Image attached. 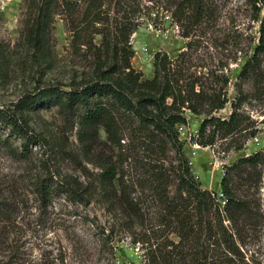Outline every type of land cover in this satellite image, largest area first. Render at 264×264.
<instances>
[{
	"label": "trees",
	"instance_id": "1",
	"mask_svg": "<svg viewBox=\"0 0 264 264\" xmlns=\"http://www.w3.org/2000/svg\"><path fill=\"white\" fill-rule=\"evenodd\" d=\"M76 1L85 4L86 20H99L103 7L113 15L101 41L104 55L96 56L93 76L69 90L49 87L25 94L12 110H0V123L26 139V148L32 137L24 124H16L25 122L23 113L58 106L75 117L87 138L101 128L112 145L121 146L122 134L129 133L128 147L135 154L129 157L126 172L104 163L96 185L73 184L71 190L55 185L42 190V200L58 194V189L80 203L98 199L111 220L107 228L89 221L100 230L99 245L112 248V237L122 234L140 252L142 264H262L254 246L264 213L251 191L259 193L264 180V147L224 165L216 193L202 188L195 177L178 129L187 127L186 111L202 116L191 140L222 157L256 137L257 130H250L254 121L241 107L249 98L243 85L264 82V0H244L250 19L258 23V39L237 75L227 118L215 114L228 103V77L223 69L195 66L191 41L175 59L155 53L149 79L131 66L129 38L140 26L137 16H147L156 25L151 10L161 9L181 36L191 40L206 34L216 21L214 0H27L25 38L42 58L48 57L53 16L61 7L71 10ZM226 141L222 147L220 143Z\"/></svg>",
	"mask_w": 264,
	"mask_h": 264
},
{
	"label": "rangeland",
	"instance_id": "2",
	"mask_svg": "<svg viewBox=\"0 0 264 264\" xmlns=\"http://www.w3.org/2000/svg\"><path fill=\"white\" fill-rule=\"evenodd\" d=\"M214 1L216 21L206 34L191 40L181 36L182 31L161 9L151 10L150 18L156 25L147 16H137L140 26L129 38L134 54L131 66L149 79L155 53L175 59L191 41L195 66L223 69L228 77V103L215 114L227 118L236 96L237 75L258 39V23L250 19L244 0ZM27 6V0H0V110H12L22 96L45 88L78 87L93 76L96 56L104 55L101 41L113 16L106 14V7L95 21L84 18L83 2H73L71 10L61 7L53 16L48 57L42 58L25 38ZM255 84L243 85L249 98L241 111L254 121L250 130H257V141L248 139L241 150L230 148L225 157L194 144L191 136L203 117L185 112L187 127L180 137L202 188L219 193L222 167L264 147V82ZM23 121L16 124H24L27 136L32 137L26 148V139L0 123V264H142L140 252L122 234L112 237V248L99 245L100 230L89 221L107 228L111 220L98 199L80 203L61 189L48 200L41 198L42 190L55 185L68 190L73 184L79 188L96 185L104 163L128 171L129 157L135 154L128 147L132 144L129 133L122 134L121 146L112 145L101 128L87 138L75 117L58 106L25 111ZM227 143L220 144L226 147ZM251 193L264 213V180L260 195L255 190ZM254 252L264 264V223Z\"/></svg>",
	"mask_w": 264,
	"mask_h": 264
},
{
	"label": "built area",
	"instance_id": "3",
	"mask_svg": "<svg viewBox=\"0 0 264 264\" xmlns=\"http://www.w3.org/2000/svg\"><path fill=\"white\" fill-rule=\"evenodd\" d=\"M184 128H186V127H179L178 130H179L180 135H181L182 130H183ZM180 139H181V137H180ZM255 141H257V138H255ZM189 165L191 166L190 162H189ZM219 196H221V194H219Z\"/></svg>",
	"mask_w": 264,
	"mask_h": 264
},
{
	"label": "bare ground",
	"instance_id": "4",
	"mask_svg": "<svg viewBox=\"0 0 264 264\" xmlns=\"http://www.w3.org/2000/svg\"><path fill=\"white\" fill-rule=\"evenodd\" d=\"M197 148H199V147H197Z\"/></svg>",
	"mask_w": 264,
	"mask_h": 264
}]
</instances>
